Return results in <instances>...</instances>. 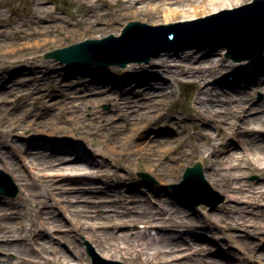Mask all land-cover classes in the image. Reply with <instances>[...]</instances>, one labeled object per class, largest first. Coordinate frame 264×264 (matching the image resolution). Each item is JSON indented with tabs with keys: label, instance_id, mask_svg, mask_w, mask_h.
Returning <instances> with one entry per match:
<instances>
[{
	"label": "bare ground",
	"instance_id": "bare-ground-1",
	"mask_svg": "<svg viewBox=\"0 0 264 264\" xmlns=\"http://www.w3.org/2000/svg\"><path fill=\"white\" fill-rule=\"evenodd\" d=\"M0 1L7 2V0ZM109 1L77 0V2L89 6L87 12H84V19L86 18L82 20L84 25L87 24L86 20L90 18L102 17L105 20L103 22L104 29L109 32L118 31L124 28L126 21L130 18H145L151 22H158L168 17L187 16L242 0H116V3L120 2V7L117 8L118 16L112 19L109 17L107 21L108 11L103 6L104 4L109 5ZM31 3L35 13L31 17L39 20V22L35 23L33 28L20 25L11 26L14 28L11 30L13 34L7 35V32L5 38L0 39V58L9 54L19 55L29 48L36 49L51 40L57 43L73 29L71 22L78 23L74 17L63 20V15L54 13L55 22L52 21L54 23L40 24L41 19L48 18L52 9H56L57 6H50L47 4V0H31ZM53 3L55 4V1ZM3 14L1 13L2 17H4ZM57 21L62 23H57ZM5 31L0 29L1 36ZM92 34L99 33L92 32ZM194 49L196 48L190 47L189 50ZM191 51L185 55L180 54L179 51H172L152 61V63H156L154 70L167 69L169 74L167 77L175 82L184 80L195 87L197 91L196 105L192 108L197 119L187 123L183 132L176 136H167L163 141L158 130L156 134L148 135L147 133L152 128L162 126L164 121L167 123L169 117L174 116L172 113L165 115L160 109L153 108L154 105H152L159 96L162 100L166 97L169 93L167 90L169 83L164 82L161 88H154L152 82L148 80L155 78L156 72L150 71L147 65L141 62L132 61L129 69L119 78L118 76H110L112 88L109 89L107 97L113 99L112 113H99L94 106L95 108L93 107V110L87 115L85 108L82 107V102H80L83 97L69 99L65 94L59 100L61 104L58 102L53 108L55 112L59 109L65 110V114L61 116L60 120H55L53 119L54 111L48 113L38 111L39 108L43 107L40 105L41 102L36 104V100L40 99L42 93L36 95L29 90H21L15 86L7 87L0 92V108H2V110L0 109V163L3 162L8 166L17 180L22 181L25 187H28L30 182L25 180V175L21 173L18 165L23 150L26 149L25 152H28L29 146L23 147L24 149L17 147L20 145L15 140L18 134L26 133L32 127L39 129L41 128L40 125L47 127L53 123L51 128L58 132L61 131L63 134H67L68 127H71L75 134L77 133L83 139H89L88 136L92 137L93 146L97 148L96 152L104 157L101 162L95 158L87 159L91 155L79 150L70 155L57 156L63 159V162L57 161V159L46 161L40 158H32L31 163L36 168L43 170L64 169L73 172V177L104 179V175H107L110 177V181L106 182V180L104 183L109 187L112 186V178L115 177L118 188L117 190L113 188L111 191H117L118 197L109 202L102 201L91 205L82 202L71 204L72 200L68 199L57 201V203H61L66 200L67 206L72 205L74 208H69L71 213L73 210V214L76 216L87 219L78 222L73 231L77 234L87 233V237L99 246L102 255L107 258L126 259L132 264H185V261L179 260L181 257L198 256L197 262H203L206 258L200 257V254L204 250L203 247H207L198 246L201 243L200 239L193 242L190 246L193 249L188 254H176L174 252L185 244L184 240H177L173 234L169 235L166 231L183 229V232L187 233L191 228L201 227L217 233L216 231L227 228L256 227V223H249L245 219L236 220L232 223L226 221V227H223L219 223L220 220L210 213L204 215L203 221L197 220L195 223L194 218L180 213L179 208H176L175 205L171 206L172 202L170 201H161L158 208L149 203L133 201V198L126 197L123 188L127 179H131V173L129 172V176L120 172L114 175L103 167L117 162V164L131 170L139 163H144L148 170H158L161 184L172 183L177 180L179 170L186 162L190 161L191 156L197 155L211 168L208 176H214L220 182L223 191L231 193L229 194L231 199L237 200L240 198L239 194H248L251 197L248 200L250 203L257 197H264V144L257 145L258 138L264 137V111L257 106L249 109L250 99L241 96L235 97L232 93L227 95L228 93L226 94L224 91V88H238V85L241 84L250 85V88H264V52L250 63L239 65L228 61L229 67H226L224 58L210 56L211 51H207L206 48L199 55L190 56ZM62 58L70 61L68 57ZM229 68L233 69L234 79L231 80L229 75L227 78L225 76L220 78L219 75L223 74V71L227 74ZM182 74L186 75L185 79L181 78L180 75ZM12 77L10 75L5 80L0 74V83L5 86L7 85L6 81ZM211 78H213L211 83L215 85L213 88L206 86ZM130 80L133 84L145 82V94L152 95L153 98L149 99L152 103L135 99L129 95L132 94L131 90L125 92L124 85H127L126 83ZM217 88H221L222 92L218 91ZM48 90L45 88V91ZM17 92H19L18 99L27 95L29 100L34 105L36 104L35 108H30V104L25 105L27 116L26 120L22 122H17L20 118L15 115V108L11 107L12 105H9L7 101L9 96L15 95ZM173 92L175 89L170 90V93ZM50 94L52 92L44 95ZM201 94H205V96H201ZM221 94L225 97H222ZM41 100L45 101L46 106L47 100L45 98ZM218 105L220 107H217ZM30 116H35L36 119H27ZM253 123L256 124L251 125ZM189 128L196 130L194 133L195 142L184 140ZM20 129L23 130L22 133L18 131ZM211 129L215 132H212ZM148 136H150L149 139ZM233 136L242 137L243 150L238 151L236 144L227 139ZM5 148L6 150H4ZM80 159L83 160L79 162ZM94 166L98 168L96 169ZM233 168L240 170V172L236 173L235 170H232ZM254 169L258 170L262 177L263 183L259 187L245 183L233 184L235 181L239 183L243 176ZM55 173L58 174L59 172L56 171L53 174ZM133 184H135L134 181L128 187L130 188ZM50 187L49 194L53 196L54 184H51ZM75 187L72 196L80 197L82 195L80 194L81 188L77 185ZM31 196L30 192L26 193L27 199H31ZM130 202L133 204L131 205ZM36 204L39 207L40 217L30 220L27 226L22 223L17 226L13 222L20 213L19 209L6 213L7 208L14 207L12 203L9 204V207L0 208V250L1 253H6L0 256V264L8 262L6 256L8 251L12 250H14L17 259L14 264H69L72 259L71 255H66L57 248L48 247L46 243H39L40 240L48 237L47 242H51L52 233L59 230L60 227L56 224V219L50 217V212L46 209L49 204L46 201L38 198ZM54 205L51 203L52 207ZM43 212L48 215L43 216ZM222 219H225V216L221 217ZM140 224H144L143 228L140 227ZM151 230H157L159 235L151 236L149 234ZM13 236H16L17 239L13 240ZM27 249L36 251L37 255H28Z\"/></svg>",
	"mask_w": 264,
	"mask_h": 264
},
{
	"label": "rangeland",
	"instance_id": "rangeland-1",
	"mask_svg": "<svg viewBox=\"0 0 264 264\" xmlns=\"http://www.w3.org/2000/svg\"><path fill=\"white\" fill-rule=\"evenodd\" d=\"M54 1L55 4L53 3ZM47 2V4L50 6L55 5L57 8L52 9V13L49 14L48 18L41 19L40 24L54 23V13L63 15V20L74 17L78 23L75 24V22H71L73 24V29L67 33V36H63L61 41H58L57 43L51 40L47 44L41 45L36 49L29 48L19 55L9 54L4 58H0V74L3 75L5 80L10 75L13 76L11 79L6 81L7 85L3 86L2 83H0V92L4 89H7V87L15 86L18 89L21 88V90H29L36 95L42 93L43 95L40 96V99L36 100V104L37 102H41L40 105L43 107L38 109L39 112L48 113L54 111L53 108L56 107L55 104H57L59 100L64 97L65 94H67L69 99H79V96L83 97V99H80V102H82V107L85 108L87 115L93 110L94 106H96V111L99 113H112L113 99L107 97L109 94V89L112 88L110 76H118V78L123 76L129 69L130 64H132L131 60H133L135 63L141 62L146 64L150 71L156 72V77L148 80L152 82L154 88L159 89L163 86L164 82L169 83V88H167L169 93L166 95V97L162 100L161 96H159V98H157L152 105H154L153 108L155 107L156 109H160L163 114L167 115L168 113V115H170L172 113L174 116H170L167 123L164 121L162 126L159 128H152L147 133L148 135H152V133L156 134V131L158 130L162 141L167 136H176L178 133L183 132L187 123H191L197 119L195 111L192 110V108H194L196 105L195 96L197 91L195 87L186 83L184 80L175 82L173 79L167 77L169 76L167 69L161 68L158 71L154 70L156 67V63H152L154 59L158 58L159 56H165V54L172 51H179L180 54L185 55L188 51H191L189 50L190 47L196 48L189 53L190 56L199 55L202 53V50L206 48L207 51H211L210 56H214V58H224L226 60V62H224L226 63L225 66L229 67L227 64L228 61L237 63L239 65L247 64L252 62L253 59L264 52L263 50L257 53L253 59H236L234 58L233 54L230 53L229 48L222 44L221 41H211L207 43L203 42L206 43V45L203 46L189 45L185 48H179V46H176L172 47L171 49H165L162 50L158 55L151 56L149 61L143 58V56L146 55L144 54L141 55V59H129L131 63H128L126 66H120L118 64L101 68L100 66L95 65L99 64V62H94L95 64L88 66L69 65L64 60L58 59L55 56L57 52L41 53L42 50L51 47H59L80 37L92 34V32L100 33L109 31L104 29L105 27L103 22L105 20L102 17L90 18L89 20H86L87 24L84 25L82 22V20L86 19H84V12H87L89 8V6L86 4L79 3L77 0H47ZM108 4L109 5L104 4L103 6L104 9L108 11V15H106L107 21L109 17L112 19L113 17L118 16L117 8L120 7V2L118 1L116 3V0H110ZM1 13H4V17L1 16ZM33 14L35 13L33 12L31 0H7L6 3L0 1V29L6 30L2 36L0 33V39L5 38V33L7 32V35L13 34L11 30L14 28H11V26L16 27L17 25H20L33 28L34 24L39 22V20L31 17ZM80 14L81 16H79ZM57 23L62 22L57 21ZM64 37H66V39H64ZM182 42L184 41L163 43L159 45V47L167 44L177 45ZM153 50L147 54L152 53ZM173 68L176 69L175 67ZM228 75L231 80L234 79L235 76L233 75L232 68L228 69L227 74L225 71H223V74H220L219 77L223 78V76H225V78H227ZM180 76L183 79L186 78L185 74ZM212 80L213 78H211L210 81L206 83L207 87L213 88V86H215L211 83ZM126 84L127 85H124V89L126 91H124L127 92L128 90H131L132 94L129 95H132L135 99L141 102L147 101L152 103L149 101V99L153 98L152 95L149 93L145 94V82L133 84L132 80H130ZM42 85L44 86L43 88L41 87ZM45 88L49 90L45 91ZM171 89H175V92L170 93ZM217 90L222 92L221 88H217ZM224 91L226 94L228 93L227 95L232 93L235 97L241 96L242 98L250 99V103L248 105L249 109H251L253 106H257L261 107V109L264 111V88H250V85L245 86L244 84H241L238 85V88H224ZM49 92H52V94L46 96ZM18 94L19 92H17L15 95L9 96L7 101L9 102V105H12L11 107L15 108V115L19 116L20 118L17 122H22L23 120H26L27 116V109L25 105L30 104V108H35L36 104L34 105L33 102L29 100V96L27 95L18 99ZM201 96H205V94H201ZM222 97L225 96L222 95ZM42 98L47 100L46 106L44 104L45 101L41 100ZM59 104L61 103L59 102ZM217 107H220V105ZM0 109L2 110V108ZM64 112L65 110L59 109L57 112H55L53 119L60 120L61 116L65 114ZM34 118L35 116H30L27 119ZM52 124L53 123H50L47 127L40 125L39 127L41 128L39 129L32 127L23 134L15 133L18 134L15 137V140L18 144H20L17 146L18 148L24 149L29 146L28 152H25L27 151L26 149L23 150L22 157L19 158L20 164L18 166H20L21 173L25 175V180L29 181L30 185L25 187L22 181L17 180L15 174L8 168V166H6L3 162L0 163V169L7 172L10 176L12 190H18V194L13 198L0 194V208L9 207V204L12 203V206L14 207L7 208L6 213H10L19 209L20 213L13 220V222L17 226L19 223L27 226L30 223V220L40 217V213L38 212L39 207L36 203L38 198L43 199L49 204V206L47 205L46 209L50 212V217L54 220L56 219V224L59 225L60 229L52 233L51 242H47L49 240L48 237L44 240H40L39 243H46L48 247L57 248L62 253L71 255L72 259L69 261V264H91V256L87 252V243L89 242L92 246H94L96 251H98L101 255L102 251L95 242L87 237V233L77 234L75 231H73V228L76 227L78 222L83 220L85 221L87 219L76 216L73 214V210L71 213L69 208H74L72 205L67 206L66 200H72L71 204L82 202L83 204L91 205L102 201L109 202L110 200L115 199V197H118L117 191H111L113 188H116L117 190L118 183L114 179L115 177H113L112 186L109 187V185H106L104 181H110V177L107 175H104V179L94 177H73V172L60 168V170H43L36 168L34 164L31 163V160H33L32 158H40L41 160L46 161L57 159V161L63 162L64 160L60 158L61 156L70 155L79 150L82 152H87L89 155H91L89 158H87L89 160L95 158L96 160H100V162L103 161L104 157L96 152L97 148L93 146V140L91 136H88L89 139H83L77 133L75 134L71 127H68L67 134H63L61 131L58 132L51 128ZM254 124L256 123L251 125ZM18 131L22 133L23 130L20 129ZM195 131L196 130L194 128H189L186 134L187 137H185L184 140L187 142H195ZM211 131L215 132L213 129H211ZM147 138L149 139L150 136ZM227 139L232 140V142L236 144L238 151L243 150L241 145L242 137L233 136L228 137ZM263 144L264 137H259L257 140V145ZM4 150H6V148ZM251 156L253 157V154ZM81 160L83 159L78 161L80 162ZM196 161L202 162L205 178L216 191V193H211L212 198L214 200L224 198V200L214 208L204 203L196 205L190 200H185L176 192H174V188L169 186L170 184L173 185L172 183L180 184L187 166L194 165ZM103 167L108 169L114 175L120 172L123 175L129 176V172L131 173V179H127V181L123 184V188L125 190L126 197L129 196V198H133V201L149 203L151 206L156 208H158L161 201H170L172 202L171 206L175 205L176 208H179L180 213L194 218L195 223H197V220L203 221L205 219L204 215L207 213H210L214 217L218 218L221 221H219V223L223 227H226L227 222L232 223L236 220L242 221L243 219L249 223H256V227L246 228L244 226H240L239 228H227L222 231L218 230L216 231L217 233L211 232L208 228L204 229L201 227L191 228L187 233H184L183 229L178 231H173L174 229L166 231L169 235L173 234L175 239L180 241L184 240L185 244H183L179 250L174 252L176 254H188L191 252L193 247L191 248L190 246L193 244V242L197 241V239L201 240V243L198 246L207 247H203L204 250L202 254H200V257L204 256L206 260L203 262H197L198 256L181 257L179 260L182 262L185 261V264H264V197H257L250 203H248V200L251 199V197H249L248 194H239L240 198L237 200L231 199L229 195L231 193L224 192L220 182L217 181L214 176H208L211 168L208 164L204 163L199 156L192 155L190 161L186 162L182 169L179 170L177 180L172 183L161 184L157 172L158 170H148L144 163H139L138 166L136 165L132 167L131 170L121 166L120 164H117V162L110 163ZM94 168L96 167L94 166ZM232 170L234 171L235 168ZM56 171L59 173L53 174ZM235 172L239 173L240 170H235ZM140 173H147L148 177H143ZM133 181L135 184L129 188L128 185ZM240 183L253 184L255 187H259L263 182L259 171L254 169L250 170L248 174L243 176L239 183L235 181L233 184L239 185ZM51 184H54L53 196H50L49 194ZM75 185L80 186L81 188L80 194L82 195L80 197L72 196V191L74 188H76ZM83 188L85 189L82 190ZM8 189H11V187ZM28 192L32 194L31 199H27L26 197V193ZM61 199L66 200L62 201L61 203H57V201H60ZM51 203H54L55 205L52 207ZM130 204L132 205L133 203L130 202ZM42 215L47 216L48 214L43 212ZM224 216L225 219L221 220V217ZM143 226L144 224H140L141 228H143ZM149 234L151 236L159 235L157 230H151ZM16 239L17 237L13 236V240ZM3 251L6 252V250ZM13 251L14 250L8 251V255L6 256L8 262H5L4 264H14L17 262L16 254ZM26 252L28 255H37L36 251H29L27 249ZM5 254L6 253H1L0 250V256ZM251 257H253V259H251ZM108 259H116L126 264H132L126 259Z\"/></svg>",
	"mask_w": 264,
	"mask_h": 264
},
{
	"label": "water",
	"instance_id": "water-1",
	"mask_svg": "<svg viewBox=\"0 0 264 264\" xmlns=\"http://www.w3.org/2000/svg\"><path fill=\"white\" fill-rule=\"evenodd\" d=\"M110 34L118 37L111 35L101 39ZM86 39L88 41L73 45ZM173 41H184L177 44L183 47L221 41L234 58L253 59L264 50V0H242L187 16L168 17L158 22L130 18L121 30L89 34L59 47L44 49L41 53H53L59 49V55L68 57L71 62L90 61L109 65L115 61L125 65L129 59L141 58L144 54V58L149 59L151 55L176 46L167 44L159 47ZM152 50V53L147 54ZM140 174L148 177L147 173ZM10 182L9 175L0 170V194L15 197L18 190H12ZM172 187L182 198L196 205L204 203L214 208L224 200L212 198L211 193L216 191L206 180L203 165L199 161L194 166L187 167L182 182ZM87 251L92 257V264H126L102 257L90 244Z\"/></svg>",
	"mask_w": 264,
	"mask_h": 264
}]
</instances>
